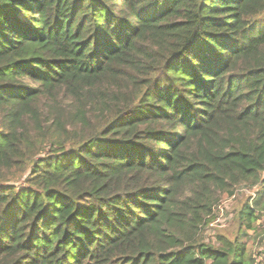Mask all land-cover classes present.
<instances>
[{
  "label": "trees",
  "instance_id": "trees-1",
  "mask_svg": "<svg viewBox=\"0 0 264 264\" xmlns=\"http://www.w3.org/2000/svg\"><path fill=\"white\" fill-rule=\"evenodd\" d=\"M263 210L264 0H0V264H264Z\"/></svg>",
  "mask_w": 264,
  "mask_h": 264
},
{
  "label": "rangeland",
  "instance_id": "rangeland-1",
  "mask_svg": "<svg viewBox=\"0 0 264 264\" xmlns=\"http://www.w3.org/2000/svg\"><path fill=\"white\" fill-rule=\"evenodd\" d=\"M254 194H255V192H252V190H248V188H246V187H243V186L238 187L237 192L235 193V197L230 202L232 204L231 205L232 207H230V203H227V207L229 208L228 211L226 212V217H225L227 220H226L225 224L223 223L222 226L218 228V230H220L219 233L224 232L225 228H227L228 226L231 225V223H232L231 222V216H232V212L234 211V206H236V204H238L240 201L243 202L244 200H248L249 202H251L254 199ZM227 199H229V198H227ZM227 199H224L223 201H225ZM227 202H229V201H227ZM228 217H229V222H228ZM254 227H255L254 233L252 230L247 232V234H251V235L253 234V235L258 236L254 240V246L257 244V239L262 240V243L264 244V210L262 211L260 219L254 224ZM222 229H224V230H222ZM217 232L218 231L216 230V232L214 234L208 233V229H206V231L204 232V238H206V241L208 239V240H212L213 242H216V235L215 234ZM252 243H253V240L249 239L248 245L250 246V245H252Z\"/></svg>",
  "mask_w": 264,
  "mask_h": 264
},
{
  "label": "built area",
  "instance_id": "built-area-1",
  "mask_svg": "<svg viewBox=\"0 0 264 264\" xmlns=\"http://www.w3.org/2000/svg\"><path fill=\"white\" fill-rule=\"evenodd\" d=\"M254 192V191H252ZM235 197V195H233L232 197H230L229 199L221 202L220 204H218V206L216 207V209L214 210V216L212 218V220L209 222L208 224V233H215L216 230L222 226V224L226 222V212L228 211V207H227V203H230L231 200ZM229 201V202H227ZM231 204V203H230ZM228 222H229V217H228ZM208 240V239H207ZM262 251V247H258L256 248V252L254 253V259H255V263L256 264H261L263 262V257L261 254Z\"/></svg>",
  "mask_w": 264,
  "mask_h": 264
}]
</instances>
